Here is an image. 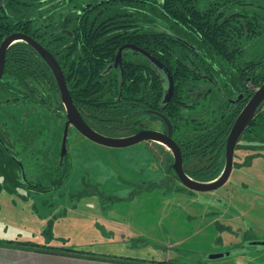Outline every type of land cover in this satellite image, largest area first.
Here are the masks:
<instances>
[{"label":"flooded vegetation","instance_id":"af4514ba","mask_svg":"<svg viewBox=\"0 0 264 264\" xmlns=\"http://www.w3.org/2000/svg\"><path fill=\"white\" fill-rule=\"evenodd\" d=\"M200 2L202 5L204 1ZM237 2L244 5L234 11L219 0L203 8L199 5L202 17L212 11L217 19L224 13L218 21L229 26L228 32L225 37L217 35L214 41L224 45L222 57L232 59L225 67L205 62L198 45L200 36H187L185 26L181 30L182 27L178 29L173 22L164 20L155 0H33L30 6L22 5L13 11L0 0V51L4 41L13 35L29 37L55 61L75 109L92 130L116 139L158 133L161 140L170 139L178 146L183 170L191 179L209 183L224 170L227 140L238 117L264 86V56L256 60L246 58L248 48L262 34L264 7L243 0ZM155 40L159 43L155 44ZM18 44H24L21 48L46 64L47 73H51L50 79H45L49 85L11 77L10 73H20L13 70L8 57ZM164 59L179 60L181 69L172 68ZM171 82L173 95L165 103ZM173 99L176 104L171 110ZM36 110L61 121L62 144L69 123L66 149L71 130L84 137L68 118L53 69L33 46L17 41L6 51L0 73V179L11 193L27 190L33 195H51L70 179L68 149L61 163L62 147L55 165L61 172L59 181L45 186L34 178L43 154V132L31 131L27 122ZM258 118L264 121V102L235 147L232 174L234 169L248 167L250 159L264 155V127L258 133L252 131ZM220 120L230 126L225 144L202 147L203 129ZM142 144L151 156L158 157L165 176L184 187L174 169L175 153L161 142L143 141L137 145ZM244 144L252 151L250 156L243 155ZM221 168L218 175L211 177Z\"/></svg>","mask_w":264,"mask_h":264},{"label":"rangeland","instance_id":"374dc122","mask_svg":"<svg viewBox=\"0 0 264 264\" xmlns=\"http://www.w3.org/2000/svg\"><path fill=\"white\" fill-rule=\"evenodd\" d=\"M203 1L202 8L216 0ZM219 1L231 11L243 7L237 0ZM243 1L264 7V0ZM246 56H264V23ZM27 123L31 131L43 132V154L33 174L48 186L61 175L55 165L64 128L41 110L33 111ZM145 146L111 149L71 130L66 163L72 171L61 189L51 195L11 193L0 179V239L59 247L87 243L85 248L98 256L140 263L264 264V248L251 245L264 242V155L234 169L222 188L199 193L167 178L158 157ZM245 150L243 155L252 154ZM26 171L30 176L29 167ZM98 220L104 235L92 233ZM222 253L230 255L208 259Z\"/></svg>","mask_w":264,"mask_h":264},{"label":"trees","instance_id":"16d2710c","mask_svg":"<svg viewBox=\"0 0 264 264\" xmlns=\"http://www.w3.org/2000/svg\"><path fill=\"white\" fill-rule=\"evenodd\" d=\"M5 2V5H8L11 11L18 10V8L22 5H25L26 7L30 6L33 3V0H2V2ZM157 4L160 6V14L161 17L164 20L171 21L175 24V26L178 27V29L183 30V27H186V35L187 36H194L195 38L197 36H200L201 40L199 41L198 45L202 52V57L205 60V62L215 63L216 65H222L225 67L228 63L232 61V59L223 58L224 54V45L217 43L216 40L214 41V37L223 36L225 37L226 33L228 32L229 26H226L225 24H221L218 20L224 18V13H220L219 17L214 19V15L208 12V16L202 17L203 13L200 11L199 5H201L200 0H155ZM139 3H143L142 1H138ZM244 5V3H243ZM17 8V9H16ZM27 9V8H26ZM209 9H213L211 6ZM28 19V17H26ZM125 18V16H123ZM2 20V19H1ZM215 20V21H214ZM28 21V20H27ZM222 22V21H221ZM3 25L0 23V28H2ZM9 27H7L8 30ZM251 29H254V27H251ZM158 36V34H155ZM1 38V37H0ZM159 40H155V44H158ZM22 46L25 47L24 44H18L16 45L10 52L8 57L11 61V66L13 67V70L17 69L18 74L10 73L11 77H15L16 79H35L39 82H46L48 85L49 83L45 79H50L51 73H47L48 67L42 60H36L35 57L32 56V54H29L27 50H24L21 48ZM24 52V55L22 54ZM218 55V58L215 57ZM186 62H188L186 59H184ZM201 60V59H199ZM165 63L169 65L168 62L171 63L172 68H180L179 60H173V59H164ZM168 61V62H167ZM45 69V70H44ZM181 69V68H180ZM39 70L40 73H32L31 71ZM25 71H30L31 73L28 74ZM177 75L180 73H176ZM51 83V80H49ZM156 93H158L159 90H155ZM175 100L173 99L171 105V110H173V107L175 106ZM125 115V113H124ZM221 122L216 125H207L206 128L203 129L202 134V147L209 148H216L221 147L225 144L227 135L230 130V126L223 120H220ZM262 122V123H261ZM264 121L260 118L256 119L254 123L252 124V131L253 133H258L261 131L264 127ZM263 126V127H262ZM216 140V143L214 141ZM259 140V139H258ZM216 144V145H214ZM222 170L219 169L216 172H213V175L211 177H214L219 174V172ZM0 244L9 245V246H15L23 249H34V250H47L52 251L54 253H64V254H78V255H91L90 253L83 252V251H75L74 249H68V248H58V247H49V246H40L36 243L32 242H20V241H4L0 240ZM125 261H135V260H129L124 258ZM162 264V263H161ZM166 264H175V263H166Z\"/></svg>","mask_w":264,"mask_h":264},{"label":"water","instance_id":"95a60500","mask_svg":"<svg viewBox=\"0 0 264 264\" xmlns=\"http://www.w3.org/2000/svg\"><path fill=\"white\" fill-rule=\"evenodd\" d=\"M17 41H25L29 43L31 46H33L47 61V63L50 65V67L53 69L59 85L60 90L62 93L63 100L67 107L68 112V118L70 121H72V124L75 126L77 131L83 135L86 139L89 141L107 147L111 149H125L130 148L132 146H135L143 141H154V142H161L168 146L174 153H175V164L174 169L176 171V174L180 181L183 183L184 187L190 191L193 192H199V193H206V192H212L217 189L222 188L226 185L229 177L232 174L233 171V158H234V151L235 147L244 132L245 128L248 126L250 121L255 116L258 108L262 105L264 102V86L258 90L255 94V96L250 100L248 105L245 107V109L242 111L240 116L238 117L233 130L231 131L229 138L227 140V151H226V163L224 170L220 177L216 179L215 181L209 182V183H203L198 182L193 179H191L183 170V161L182 156L180 154V150L178 146L170 139H163L161 140L159 138L160 134L153 133V132H146L143 134H139L138 136L128 137V138H109L105 137L103 135L98 134L94 130H92L81 118L77 110L75 109L72 100L70 98V95L68 93L67 87L64 83L63 76L60 72V69L56 65L55 61L51 58V56L45 52L39 45L34 43L29 37L25 35H13L6 39L1 47L0 51V73L3 69L4 64V58L6 51L9 49V47ZM173 95V82H171L170 89L168 90L166 96H165V103H168ZM69 127V123L66 124V129L64 133L63 138V144H62V154H61V163L64 160L65 155L67 154L66 149V137H67V128ZM161 137V136H160ZM252 247H256L257 249L264 248V242H258L251 244ZM228 253H222V254H215L211 255L208 259H218L223 258L225 256H229Z\"/></svg>","mask_w":264,"mask_h":264},{"label":"crops","instance_id":"0c3cea01","mask_svg":"<svg viewBox=\"0 0 264 264\" xmlns=\"http://www.w3.org/2000/svg\"><path fill=\"white\" fill-rule=\"evenodd\" d=\"M75 198L72 199L74 203ZM99 219V218H97ZM91 225L87 223V228L90 229ZM102 227V228H101ZM113 227V226H112ZM92 233H97L101 235L104 233L105 228L99 223V220L93 224ZM106 233V232H105ZM104 235V234H103ZM1 240V239H0ZM4 241H19L18 239H6ZM34 243V242H32ZM37 244V243H36ZM87 243L80 245H63L62 248L74 249L75 251H83L90 253L91 255H78V254H64V253H54L47 250H34V249H23L15 246H9L0 244V264H161L154 262H133L125 261L124 258L128 257H109V256H98L94 252H89L87 248ZM49 247H58L59 246H50L49 244H41ZM85 249V250H84ZM166 264V263H162Z\"/></svg>","mask_w":264,"mask_h":264}]
</instances>
